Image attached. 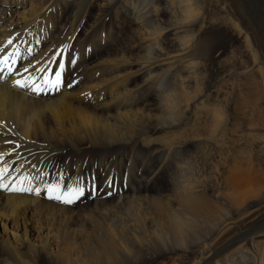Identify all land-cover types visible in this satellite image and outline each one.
<instances>
[{"label": "bare ground", "instance_id": "bare-ground-1", "mask_svg": "<svg viewBox=\"0 0 264 264\" xmlns=\"http://www.w3.org/2000/svg\"><path fill=\"white\" fill-rule=\"evenodd\" d=\"M176 2L180 26L170 25ZM257 4L0 0V59L10 57L0 65L2 180L43 176L32 180L39 195L0 190V264H264V154L252 143L264 140ZM119 14L131 31L115 45L98 20ZM232 44L246 56L224 57ZM59 60V90L14 86L41 83L51 74L40 69ZM123 153L150 163L144 174L133 165L132 180L122 166L125 179L109 187L97 174L110 176ZM95 166L82 197L48 198L45 182L74 185Z\"/></svg>", "mask_w": 264, "mask_h": 264}, {"label": "rangeland", "instance_id": "rangeland-1", "mask_svg": "<svg viewBox=\"0 0 264 264\" xmlns=\"http://www.w3.org/2000/svg\"><path fill=\"white\" fill-rule=\"evenodd\" d=\"M257 2H258V8L261 10V13L264 15V0H257ZM183 4H179V2H176L174 5H173V7H172V19H171V21H170V25H172V26H180L181 25V21H180V18H181V11H182V8H183ZM118 7V6H117ZM83 11V10H82ZM84 13V12H83ZM218 13L216 12V14L215 15H217ZM98 15H102L101 13H99L98 14V12H94V14L92 15V19H91V23H93L94 21H95V18H97V16ZM121 16V14H119L118 15V17H114L113 15L111 16V19H110V17H105V19H104V16H101V17H99V20H98V23H99V28L100 29H102L103 31H101L100 33H101V39L102 40H109V42H111L112 41V43H114L115 45H118V44H120L121 42H124L125 41V39H126V37L127 36H130V31H131V29L129 30L127 27H126V23H123V22H125V19H123V18H121L120 17ZM259 16H260V14H259ZM113 18V19H112ZM238 24H240V26H241V28H242V30H245V28L247 27V25H246V23L245 22H240V21H238ZM99 32H97V34H98ZM96 34V35H97ZM202 49H204V48H206V46L205 45H203L202 47H201ZM211 48V47H210ZM257 50V49H256ZM243 53V48H240V46H237V44H232V46H231V48H228V51H226V55L224 56V57H236V56H238L241 52ZM257 52V51H256ZM258 53H260V50H258ZM245 54V55H244ZM246 54L247 53H243V54H241V57L242 56H246ZM105 57V56H104ZM243 57V58H244ZM242 58V59H243ZM244 60H245V58H244ZM169 77V78H168ZM167 78H166V81L165 82H167V85L168 86H170V85H172L173 87H176V83L175 82H173L174 81V79L171 77V76H168ZM170 79V80H169ZM165 82H162V85H161V87H163L164 86V84H165ZM254 84H255V86L257 87V88H259L261 85H262V83H261V77H259V78H256V80L253 82ZM259 90H261V93H262V97L264 98V89H263V91H262V88H259ZM258 141V142H257ZM262 141V142H261ZM253 144H254V151L257 153V155H259L260 156V154L261 155H263L264 153V148L262 149V147H264V140L263 139H261V140H254L253 142H252ZM256 143V144H255ZM263 143V144H262ZM259 151H258V150ZM130 156V157H129ZM138 157H140V158H142L143 157V155H140V154H138L137 155ZM123 158H126V160H124ZM128 159L131 161V162H128ZM134 159H135V157L131 154V153H128V154H126V153H123V154H120V155H116V156H112V159H111V161H109L108 162V173L110 172V176H112V177H114V181L117 179V181H123L124 179H125V177H126V179H128V180H132V178L133 177H136L135 176V171H134V169H135V167H136V169H138L139 170V173L141 174L142 173V168L144 167V171H143V174H144V172H145V167L150 163V162H147V161H145V160H142V162L141 161H137L136 159H135V161H136V164L134 163ZM85 161V160H84ZM143 161H145V162H143ZM119 162V163H118ZM127 162H128V164H127ZM139 163V164H138ZM148 163V164H147ZM127 167H126V166ZM135 167H134V166ZM137 165V166H136ZM140 165H141V168H140ZM122 166H124V170H125V168H126V173L129 171V173H130V171H133V175H131V174H128V178H127V174L125 175V177H124V175H120V172H121V170L123 169L122 168ZM130 166V167H129ZM132 166V167H131ZM143 166V167H142ZM110 168H111V170H110ZM92 170V171H91ZM128 170V171H127ZM97 171H98V169H97V166H95L93 169H90L88 172H85V175H86V177L85 178H82V180H81V183H83V179H89L90 180V175H91V173L90 172H94V174H96L97 173ZM116 172V173H115ZM142 174V175H143ZM120 175V176H119ZM103 176V175H102ZM101 176V174H97V179H101L102 178V180H105V176H103L102 177ZM119 177V178H118ZM153 178H156V177H154V176H152ZM121 178V179H120ZM124 178V179H123ZM262 248V247H261ZM259 249L258 250V254H259V252H262V249ZM264 250V249H263ZM256 253V255H255V257H257L258 256V254ZM251 256H252V254H251Z\"/></svg>", "mask_w": 264, "mask_h": 264}, {"label": "snow or ice", "instance_id": "snow-or-ice-1", "mask_svg": "<svg viewBox=\"0 0 264 264\" xmlns=\"http://www.w3.org/2000/svg\"><path fill=\"white\" fill-rule=\"evenodd\" d=\"M11 43V41H9ZM12 54H10L11 56ZM10 57L6 56L3 59H0V65L4 63V61L8 60ZM15 61L13 60V63ZM54 63L58 64V67L53 68H43L40 69L41 72L50 73V76H45L41 83H35L31 78H27L24 80H16L14 81V86L19 88H24L30 90L32 93L39 95L45 90H59L61 83H62V77L63 73L65 71V65L63 60L59 61H53ZM72 64L76 63L75 58L71 60ZM25 72L28 71V69H24ZM69 87L72 85L69 84ZM2 155V154H0ZM5 169H0V190L5 191H18V192H27V193H33L39 195L41 193L40 187H33L32 180H38L43 181V176H37L35 178L31 177H23L21 180V183L19 185H12L9 186L5 184L2 180V177L4 175ZM62 175V174H61ZM27 181V183H25ZM114 182V177L108 176L105 178V183L108 184L109 187L112 186ZM86 183V182H85ZM92 184V191H97V181L95 177H92L91 179ZM44 189L47 191L48 198L49 199H55L59 202L71 204L76 199H79L85 194L86 188L84 184L81 183V180L78 178L74 185L72 184H65L61 185L60 183H44ZM110 194V193H109Z\"/></svg>", "mask_w": 264, "mask_h": 264}]
</instances>
